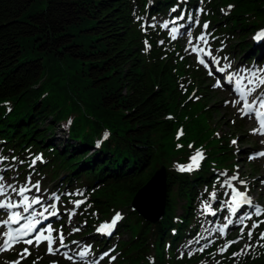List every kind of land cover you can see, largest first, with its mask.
<instances>
[{
    "label": "trees",
    "instance_id": "1",
    "mask_svg": "<svg viewBox=\"0 0 264 264\" xmlns=\"http://www.w3.org/2000/svg\"><path fill=\"white\" fill-rule=\"evenodd\" d=\"M198 1L0 0V157L5 166L23 161L18 175L44 171L72 197H86L82 235L120 211L113 235L95 234L99 248L113 243L112 264H264L257 233L243 252L234 243L221 253L219 242L198 237L202 205L216 201V170L233 149L208 123L207 69L153 22ZM204 17L214 45L264 65V37L255 39L264 0H205ZM202 148L199 168L178 170ZM162 163L165 211L149 222L131 201Z\"/></svg>",
    "mask_w": 264,
    "mask_h": 264
},
{
    "label": "rangeland",
    "instance_id": "2",
    "mask_svg": "<svg viewBox=\"0 0 264 264\" xmlns=\"http://www.w3.org/2000/svg\"><path fill=\"white\" fill-rule=\"evenodd\" d=\"M205 3V2H204ZM160 18L156 19L155 22L159 21ZM197 20H195V23ZM196 29V30H195ZM204 32L201 25H198L197 27L193 29H187L186 35L184 36L186 39V43L189 45V33L191 34V37L193 38V44H196L197 41L195 40V37H199L201 33ZM202 44V43H201ZM191 46V45H190ZM192 48V46H191ZM215 49V48H214ZM260 53H264V46L260 47ZM215 61L217 60L222 63L224 68L226 69V72H228L230 69L233 70L236 68V65H239L237 62H239V59L235 56L236 61L231 59L230 57H227L226 55H222L223 51H220L218 49H215ZM218 54V55H217ZM214 61V62H215ZM216 63V62H215ZM242 64L241 62H239ZM217 64V63H216ZM255 71H250L251 73H255L253 75V80L255 82V86L259 91L264 90V84L259 83L258 78H264V71H262V68L255 67ZM244 70V69H242ZM218 79L212 76V78L206 82V84H209L208 91H209V98H208V107L212 109V117L211 120L208 122L213 128H215V134L217 137H223L225 138L224 142L231 146L230 148L236 151L238 153V157L235 159V162L237 163L236 168L233 164H229L228 162H222L219 168H224V170H218V172H221V181L219 184L220 190L222 192V196L218 197V201L220 204L226 202V198H228L229 194L227 192L230 190V187H228L226 184H224V181L228 180L229 177L233 175H238L239 179L236 181H232V185H238L242 189L246 190L249 197L252 200V204H256L257 202L264 205V162L259 164H252L250 162V152L252 148H256L258 144L260 143L258 134L256 132H253V129H255V124L252 121L250 117L244 116L243 119H241L240 111H238V104L234 105L232 101L237 100V98L233 95L232 90L229 86H216ZM222 81V80H221ZM201 97V96H200ZM227 102V103H226ZM56 138L60 141V146L65 143L66 135L64 132L60 129L56 131ZM56 139V140H57ZM252 140L251 142L255 146H250L251 142H248L247 140ZM65 140V141H64ZM236 141L235 144H233V141ZM258 147H262L261 145ZM198 150V149H197ZM196 150L193 151V155L195 154ZM202 152L204 153V157L206 156V150L202 149ZM204 159V158H203ZM164 164V163H163ZM23 166V164H20V167ZM19 167V166H17ZM7 171H9L11 168H15V166L12 165L10 167L7 166ZM17 168L12 170L15 172ZM44 172V171H43ZM41 171H36L34 173H26L24 176L19 175H13L10 177H4V175L1 172L0 169V176L4 177L3 183L5 186L7 184H12L15 187L19 188L24 186L26 183L29 188H31L30 192H27L26 194L32 195L34 197H41L42 199L48 200L53 199L52 193H56L57 195H61L65 192H67L70 187H61L57 186V182H51L50 175H47ZM31 177L30 182L27 180L28 177ZM239 180L245 181V184H240ZM37 181H39L40 184V191H37L35 188H32V185L35 184ZM222 185H224L222 187ZM62 192V193H60ZM8 194L12 195L10 198L12 200H19L20 196L17 195L15 192H12L11 189L8 190ZM75 198H70L68 201L64 200L63 196H60V199L58 201L59 204L62 205V208H64V214L62 218H60V222L62 220H65L62 222V225H59L57 227L56 235H58L59 231H62L65 235V242L69 241L66 245L67 247L62 248L59 250V252H56L55 254H51L50 257H46L47 259L46 263L50 264H62L65 262V264H86L89 259L92 260V264H111L109 262V259L113 258V253L107 254L106 256L104 253H108L105 248L96 249V245L93 242V233L83 236L82 233L86 229V225L84 222H80L78 220V211L75 207ZM53 201H55L53 199ZM67 203V204H66ZM208 204H212V202H205ZM215 206V205H211ZM222 214H216L214 218H206L203 217V221L201 222V233L199 238H201L203 235H208L210 237L215 238L218 236L219 229L221 226H223L226 223V220L228 219V216L225 215L227 211V205L222 208ZM75 211V215H73L72 218L68 216V212ZM230 216V215H229ZM66 217V219H64ZM227 217V219H225ZM248 221L244 220L242 223V226L247 225L245 227L244 233L242 234L240 229L241 227H237L232 229L231 232L235 233V237L237 241L242 242L243 244L248 241V238H242V240L237 238V235L244 236V234L248 231ZM78 228L79 231H73V229ZM54 229V227H53ZM207 229V231H205ZM70 234V235H68ZM81 234V235H80ZM202 234V235H201ZM55 235V232H54ZM128 234L124 232V235L122 238H128ZM240 236V237H241ZM222 237V236H221ZM73 238V239H71ZM228 239H222L220 248L223 247L225 243H227ZM75 242V243H73ZM56 247L59 246V242L55 244ZM55 247V248H56ZM65 251H64V250ZM81 251H86V255L81 257L78 261L76 259L69 260L67 257H64V253L67 252L69 255L73 252L76 255H79ZM42 252V249H39L35 253H33L34 256H38L41 258L40 253ZM72 252V253H71ZM1 256L3 254L0 252V260ZM72 257V255H71ZM66 258V260H64ZM15 260L8 261L7 264H12ZM6 264V263H5ZM44 264V263H41Z\"/></svg>",
    "mask_w": 264,
    "mask_h": 264
},
{
    "label": "snow or ice",
    "instance_id": "3",
    "mask_svg": "<svg viewBox=\"0 0 264 264\" xmlns=\"http://www.w3.org/2000/svg\"><path fill=\"white\" fill-rule=\"evenodd\" d=\"M232 5H229V8H231ZM176 9H172V11H175ZM202 11V10H201ZM139 19V18H138ZM197 23L199 22L198 20L196 21ZM164 27H167V23L164 24ZM209 27L208 23L205 22L203 25V28L205 30H207ZM208 35L210 34H206L205 32H202L201 35L199 37H195V40L197 41L196 44H193V38L191 37V34L189 33L190 39H189V45L192 46V51L196 52L197 54L204 52L205 49L200 47V43H203L205 45L208 44ZM261 37H264V30H261L260 33L257 34V36L255 37V39H260ZM176 37L173 36V39H175ZM161 43H163V41H161ZM146 47H149V45H147V41H145ZM207 55L211 56V52H207ZM213 61H215V57H213ZM199 62L201 64H205V60L203 58H201L199 60ZM216 63H218V61H215ZM220 72H224V68H220L219 69ZM264 71V70H262ZM211 74V73H210ZM253 75H255V73H253ZM231 77H229L230 79ZM243 79V78H241ZM259 79V83L260 84H264V78H258ZM252 81H249V84H251ZM216 86H221V81L218 80L217 81V85ZM240 99L239 100H235L232 101V103L234 105L236 104H240L241 101H243V104L241 105L240 108H238V111H240L242 113V115L247 116L250 113H253L255 111V115L256 118L259 121V127L256 129H253V132H259L260 134L264 135V113L260 112L259 110L254 109V105L257 103V100H252L251 102H249L248 100V96L246 94V92L243 89H240ZM254 91V89H247V93H252ZM259 100V106L260 108H264V96L258 97L257 98ZM227 103V102H226ZM171 118V117H169ZM183 135V130L181 129L178 133H177V138L179 139V137ZM105 136H107V133H105ZM236 141H233V144H235ZM262 143H264V141H262ZM177 147H182L181 145H177ZM189 147H192V145H189ZM256 156H264V151L261 152H257ZM204 158V153L202 152V150H196L195 154L192 155L190 157V163L184 165H178V170L179 171H193L196 168L200 167V161L203 160ZM252 158V157H250ZM5 159L4 157H0V160ZM13 159H15V157H13ZM41 157L37 156L35 158V160L32 161V164H35L36 160H40ZM21 163H23V161H21ZM31 166V165H30ZM239 177L238 175H233L231 177L228 178V180L224 181V184H226L228 187L232 188V194H231V198L229 201L222 203L221 207L223 208L225 206V204H227V207L229 209V211L231 212L232 215H236L238 209L241 208L242 205H252V200L251 198L247 195V191H240L237 188H235L232 185V181H236L238 180ZM4 177L0 176V196L5 197L4 199H0V209H8L9 214H8V218L5 220L0 221V225H4V226H8L11 224H16L19 225V227L16 228H11L8 227L7 231L4 232H0V237H3L2 243H0V251H6V250H10L15 244L18 243H25L27 245H32L33 242L35 241L36 246L38 247L39 244L43 241H47L48 244V253L50 254H55L56 252H59L60 248H65L67 247V245L65 244V235L62 231L58 232V235L53 236V232L57 231L55 229L52 228L51 225H48L46 228L45 227H39L38 225L41 224L40 219H37L36 216L37 214L35 212H33L31 214L30 217H26L23 215V213H29L30 209H32L33 205H40L41 204V197H33L31 200L29 199V197L27 195H25V193L30 192L31 188L28 187L27 183L22 186V187H15L12 184H7V186H5V184L3 183ZM27 180L30 182L31 177L29 176L27 178ZM240 184H245V181L243 180H239ZM224 185H222L223 187ZM32 188H35L37 191H40V184L39 181H37L35 184L32 185ZM11 189L12 192H15L17 195H19L20 197H22V199L19 202H14L9 196H8V190ZM213 199H215L216 193L213 192L212 194ZM52 198L55 201H59L60 196L57 195L56 193H52ZM84 201L83 200H78L75 201V207L79 208L81 204H83ZM22 207V212L17 210V211H11L13 209H20ZM202 207L207 211V212H212V207L210 204L208 203H204L202 205ZM56 208V204L52 203L50 205H48L47 207L44 208L43 211L39 212V217H42L44 219H47V217L45 216V213L47 212L49 216H56L58 215L57 211H51V209H55ZM255 208V212L254 215L255 216H261L262 213H264V208H262L259 205H254ZM213 215H215V212H212ZM72 215H75V211L73 210L72 212L69 213V216L71 217ZM252 215L253 213H249L246 216H242L239 217V221L241 223H243V221L245 219H252ZM122 215L119 212H116L115 215L112 217L111 222L110 223H106L101 225L97 231L101 232V233H107V234H111V230L115 228L116 224L118 221H120L122 219ZM227 219V217L225 218ZM23 220H27V223H21V221ZM232 221L229 220L228 223L224 224L220 229L219 232L223 235L225 232V229L228 228L229 224H231ZM264 224V219L261 220H256L253 221L251 224V227L248 228L247 231V236L248 239L251 240L253 238V231L257 228L260 227V225ZM245 227H247V225H244V227H241L240 231L243 234ZM73 231H79L78 228L73 229ZM33 233H35V235H33ZM30 237V238H29ZM241 239L243 238V236L240 237ZM259 238L261 240H264V232H260L259 233ZM57 241L59 242V246L54 248L53 245L57 243ZM237 241H227V243H225L223 245V247H221L219 249V251L221 253L225 252L228 250L229 246L236 243ZM75 243V242H73ZM191 243V241L189 242ZM204 247H207V245H205ZM251 247V245H245V249ZM245 249H242L241 252H243ZM204 248H200L199 251H203ZM87 253L86 251H81L79 253V255L81 257L85 256ZM108 253H104V255L106 256ZM189 255H192L191 252L188 253ZM240 253H233V256L239 255ZM21 259L26 258L28 255H30L29 250L27 247H25L22 252L19 254ZM64 255L71 260L72 257L68 256V253L65 252ZM112 259H115V257H113ZM12 264H19V260L12 262ZM35 264V262H34ZM217 264H219V262H217Z\"/></svg>",
    "mask_w": 264,
    "mask_h": 264
},
{
    "label": "water",
    "instance_id": "4",
    "mask_svg": "<svg viewBox=\"0 0 264 264\" xmlns=\"http://www.w3.org/2000/svg\"><path fill=\"white\" fill-rule=\"evenodd\" d=\"M165 185L166 168L163 165L145 186L138 190L132 200V206L149 221H157L164 213Z\"/></svg>",
    "mask_w": 264,
    "mask_h": 264
}]
</instances>
